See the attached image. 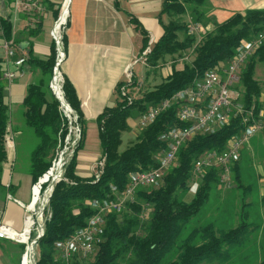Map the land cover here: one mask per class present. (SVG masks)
Listing matches in <instances>:
<instances>
[{
	"label": "trees",
	"instance_id": "1",
	"mask_svg": "<svg viewBox=\"0 0 264 264\" xmlns=\"http://www.w3.org/2000/svg\"><path fill=\"white\" fill-rule=\"evenodd\" d=\"M208 1L162 0L161 15L166 14L169 21L162 23L163 34L153 44L146 58V66L147 73H156L170 61L168 72L162 82L154 86L147 81L139 82L136 78L117 85L116 104L105 107L97 117L102 152L99 162L104 161L98 177L94 173L89 177L76 173L78 151L84 146L86 127L75 88L64 76V98L76 112L82 134L65 166L63 179L54 185L44 212L43 234L36 245V264H62L56 244L86 226L87 221L98 212L92 203L116 200L128 186L131 174L157 168L159 158L168 148L163 134L188 126L178 119L179 104L173 103L148 126L140 128L134 140L120 151L123 133L131 131L128 121L139 120L176 92L201 81L206 72L228 65L242 42L250 41L259 34L264 35V9L236 12L216 23L208 20L202 12ZM132 22L143 36L144 51L149 43L148 33L138 20L133 18ZM192 22L202 25L213 22L214 26L211 30L203 27L204 31L198 38L187 33ZM0 33L6 40L13 39V24L9 17L0 16ZM65 40L64 35V52ZM14 44L16 46L17 41ZM55 60L53 43L45 59L35 57L30 52L23 62L33 73H37L36 80L27 86L22 102L24 125L32 130L38 140L37 147L31 153L33 183L51 167L60 132L64 137L68 131L67 122L59 111V101L50 88ZM179 61L182 62L180 69L176 68ZM257 63H264V42L246 63L241 81L236 86L239 93L236 103L244 110L253 109L256 117L263 110L261 97L264 92V82L254 77ZM2 71L3 60L0 59V182L3 166L8 160L7 140L11 132L10 108ZM144 84L148 87L143 88ZM122 88H125L124 94ZM245 129L239 116L233 118L229 125L187 141L179 149L177 164L166 172L157 186L138 190L133 203L126 202L121 210L104 217L95 254L87 258L75 257L72 264H200L221 258L223 247L238 243L248 231L245 219L236 227L224 231H216L212 225H208L195 228L185 239L180 238L183 229L208 202L211 190L220 186V170H207L204 178L197 182L192 198L187 200L185 196L192 187L195 161L209 151L223 152L229 141ZM260 134L264 138V117ZM241 159L242 154L232 171L234 184L238 188L242 187L239 173ZM36 237L37 233L33 232L32 238L35 240ZM197 237H200V242L195 241ZM22 250L21 259L26 245ZM175 251L178 252L177 257L166 262L167 257ZM257 264H264V247Z\"/></svg>",
	"mask_w": 264,
	"mask_h": 264
},
{
	"label": "crops",
	"instance_id": "2",
	"mask_svg": "<svg viewBox=\"0 0 264 264\" xmlns=\"http://www.w3.org/2000/svg\"><path fill=\"white\" fill-rule=\"evenodd\" d=\"M12 1L0 0V14L11 19L13 40L17 41L15 56L4 65V68L16 73V78L11 83L3 80L10 115L15 121L11 120L12 127L7 142L8 160L3 166L0 182V223L22 232L27 213L25 207L31 203V188L34 183L31 155L25 168H19L14 162V138L25 139L23 126L18 129L23 118L22 102L27 86L36 80L37 73H33L26 63L18 65V62L20 59H27L30 52L40 59H45L50 54L53 44L50 32L63 0H45L42 11L35 10L25 14L16 13ZM162 3V0H71L65 32V57L60 71L63 78L67 77L73 84L80 101L86 127L84 147L88 143H100L97 117L105 107L116 104L118 99L115 89L119 83L128 82L126 71L130 70L132 77L136 78L134 66L138 62L145 64L142 61L135 63L143 52V36L132 19L138 20L147 31L152 47L163 34ZM251 9H264V0H209L202 12L208 20L221 22L236 12ZM213 25V22H206L203 27L211 30ZM2 41L0 37V59L4 60ZM169 66L170 61L163 67L166 74ZM181 67L182 62H177L176 68ZM263 98L264 93L262 102ZM128 123L131 132L137 135L140 130L138 122L129 120ZM13 126H17L15 132ZM29 133L33 134L31 129ZM90 134L93 141L89 140ZM100 158L101 155H97L91 160H82L79 156L76 173L81 177L91 176ZM20 244L22 243L0 239V264H13V252H18Z\"/></svg>",
	"mask_w": 264,
	"mask_h": 264
},
{
	"label": "built area",
	"instance_id": "3",
	"mask_svg": "<svg viewBox=\"0 0 264 264\" xmlns=\"http://www.w3.org/2000/svg\"><path fill=\"white\" fill-rule=\"evenodd\" d=\"M45 0H13L12 6L16 13H31L32 11H42ZM71 0H63L60 6V12L51 29L50 35L56 49V60L53 78L50 88L59 101L60 114L67 122V133L61 137L59 134V145L56 156L49 170L42 176H48L45 183H41V177L31 188V203L25 207L26 216L24 220V228L22 232L16 231L11 226L0 223V239L19 242L28 246L20 240L27 231V222L32 220V225L28 231V242L32 239V231L35 228L37 237L42 235L40 228L44 227L43 214L49 203L52 193L50 183L54 181L58 183L63 179L65 166L71 158L76 146L80 142L82 130L78 123L76 112L70 107L64 98L62 90L64 78L61 74L60 67L65 57L63 37L65 35L69 17H70ZM0 16H2L0 14ZM204 31L203 25L199 22H192L188 26L187 33L196 35L198 38ZM1 37V33H0ZM2 47L5 51L3 60L2 79L11 83L16 78V73L4 68L5 63L13 58L16 53L14 40H6L3 37ZM264 35L259 34L256 38L242 42L236 48V54L228 65L220 66L212 71L206 72L201 81L188 86L176 92L171 98L151 108L150 111L138 120L139 128L148 126L155 118L164 110L169 108L173 103H178L177 110L178 119L187 123V127L171 129L163 134L162 138L167 140L168 148L163 156L159 158L158 167L149 171L135 172L131 174L130 181L126 189L116 200H106L102 203L93 202L92 206L98 209L86 226L78 229L71 237L65 241L56 244L58 257L62 264H72L75 257L87 258L91 254H95L96 245L102 234L104 226V217L115 211L121 210L126 202L133 203L138 190L157 186L164 178L166 172L177 164V154L179 149L193 137L213 132L219 128L229 125L233 118L241 117L242 124L246 126L238 136L229 141L223 152H206L200 156L194 163L192 168V187L195 188L197 182L201 181L205 172L211 168L220 170V185L232 188L234 185L233 166L240 160L241 150L244 143L254 134L260 132L262 119L264 117L261 111L258 117L255 116L253 109L244 110V108L236 103L239 93L236 86L241 81L244 67L248 60L263 45ZM151 42L142 52L141 58L137 60L146 64V58L151 53ZM187 59V58H186ZM24 58L20 59L18 65L24 62ZM128 82L132 80V72L126 71ZM125 93V88H122ZM9 141V138L7 142ZM72 147V149H71ZM69 151L71 152L68 157ZM59 170L57 171L56 165ZM104 161H100L94 168V174L98 177L102 172ZM56 168V169H55ZM97 169V171H95ZM54 171V176L52 172ZM39 186V197L35 199V188ZM34 204V208L31 206ZM34 240H32L33 242Z\"/></svg>",
	"mask_w": 264,
	"mask_h": 264
},
{
	"label": "rangeland",
	"instance_id": "4",
	"mask_svg": "<svg viewBox=\"0 0 264 264\" xmlns=\"http://www.w3.org/2000/svg\"><path fill=\"white\" fill-rule=\"evenodd\" d=\"M209 2V1H208ZM161 21L166 24L169 18L166 14L161 15ZM189 21H192L190 19ZM219 23L218 21H215ZM214 26V25H213ZM134 73L139 82L147 81L151 86L162 82L165 70L157 71L156 73H147V67L145 64L138 62L134 66ZM255 79L264 82V63H257L254 69ZM147 84L143 85L146 88ZM264 93V92H263ZM264 102V98H263ZM264 113V103H263ZM11 120L15 121L14 117ZM134 122H138V119H130ZM18 126L22 128L25 139L14 138L15 140V159L19 168H25L28 158L30 159L31 153L37 147L38 140L29 133V127L24 125V122ZM17 126H13V129H17ZM12 127V122H11ZM26 127V128H24ZM34 138V139H33ZM135 135L133 132H124L122 135V144L120 145V151L126 149L129 143L134 140ZM89 140H92V134L89 135ZM85 146V145H84ZM82 147L78 151V158L82 160H91L93 157L101 155L100 143L94 144L88 143L86 147ZM72 149V147H71ZM242 159L240 162V177L242 187L238 188L237 184H234L232 188L217 186L214 187L209 195L208 202L201 210L200 214L194 218L182 231L181 239H185L195 228L212 225L216 231H224L230 228H234L239 225L243 219L248 224V231L240 238L236 244H229L223 247V255L221 258L214 261H204L200 264H257L261 260L262 249L264 247V138L257 132L251 136L242 147ZM71 152L69 151L68 157ZM98 163V162H97ZM97 171V169L95 170ZM195 188L191 187L189 193H186L185 198L187 200L192 198ZM39 191L36 197H39ZM37 197V198H38ZM45 221V215L43 214V223ZM36 232L35 228L32 233ZM32 240L29 241L32 251V260L38 259L37 249L33 250ZM196 242H200V237H197ZM24 244L19 245L18 252L14 251L13 264H20L21 254ZM26 251V250H25ZM178 252L175 251L170 254L166 262L172 261L177 257Z\"/></svg>",
	"mask_w": 264,
	"mask_h": 264
},
{
	"label": "bare ground",
	"instance_id": "5",
	"mask_svg": "<svg viewBox=\"0 0 264 264\" xmlns=\"http://www.w3.org/2000/svg\"><path fill=\"white\" fill-rule=\"evenodd\" d=\"M59 164L56 165V168H57V171L59 170V167H58ZM55 168V169H56ZM52 175L54 176V171L52 172ZM47 178L48 176H45V177H41V183H45L47 181ZM39 191V186H37L36 188V192ZM36 197V196H35ZM31 208H34V204L31 206ZM32 225V220L28 221L27 222V227H31ZM27 228V231L26 233L20 237V240L24 243H28V251L30 252L29 255H25V253L23 254L24 255V259H23V264H32V251H31V246H30V242H28V233H29V229Z\"/></svg>",
	"mask_w": 264,
	"mask_h": 264
},
{
	"label": "water",
	"instance_id": "6",
	"mask_svg": "<svg viewBox=\"0 0 264 264\" xmlns=\"http://www.w3.org/2000/svg\"><path fill=\"white\" fill-rule=\"evenodd\" d=\"M55 184H56V183H55L54 181H52V182L50 183V185H51V187H52V191H53V188H54V185H55ZM39 230H40V232L43 234V228H40ZM41 236H42V235H41ZM41 236H39L38 238H36V239L32 242V248H33V250H36L37 240H38ZM29 254H30V252L28 251V246H27L26 251H25V255H29ZM23 259H24V255L22 256L21 264H23ZM32 264H36V260H34V258H33V260H32Z\"/></svg>",
	"mask_w": 264,
	"mask_h": 264
}]
</instances>
